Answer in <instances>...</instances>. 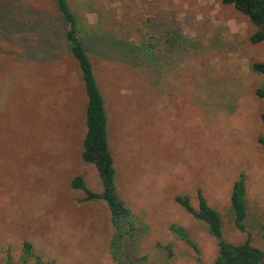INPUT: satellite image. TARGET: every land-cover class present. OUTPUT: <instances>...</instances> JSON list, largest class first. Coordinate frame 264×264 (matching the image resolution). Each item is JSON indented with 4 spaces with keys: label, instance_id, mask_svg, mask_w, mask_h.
Returning <instances> with one entry per match:
<instances>
[{
    "label": "rangeland",
    "instance_id": "1",
    "mask_svg": "<svg viewBox=\"0 0 264 264\" xmlns=\"http://www.w3.org/2000/svg\"><path fill=\"white\" fill-rule=\"evenodd\" d=\"M109 116L119 191L135 225L116 246L143 264L212 263L207 224L176 201L202 189L224 237L264 248V41L222 0H68ZM87 92L55 0H0V264H120L104 200H83ZM246 174V230L231 192ZM182 227L196 243L172 229ZM25 241L33 254L26 253ZM196 248V249H195ZM125 259V256H123Z\"/></svg>",
    "mask_w": 264,
    "mask_h": 264
},
{
    "label": "trees",
    "instance_id": "2",
    "mask_svg": "<svg viewBox=\"0 0 264 264\" xmlns=\"http://www.w3.org/2000/svg\"><path fill=\"white\" fill-rule=\"evenodd\" d=\"M55 1L64 19L65 37L71 52L79 63L88 97L86 109L87 131L83 141L82 158L85 162L93 163L96 166L103 188L101 191L90 189L81 174L76 175L72 179L71 185L84 191L83 200L100 199L107 203L111 212V220L116 230L111 245L115 259L121 261L120 264H143L140 261L126 257L128 255H125V252L123 255L125 259H123V256L119 255L122 252L118 253V249H116L120 239L130 233V229L135 225V214L119 191L117 168L109 141V116L105 97L96 77L93 61L82 37L83 23L70 7L68 0ZM222 2L233 4L236 9L249 16L256 25L257 28L250 37L253 43L264 41V0H222ZM252 68L255 72L264 73V61L254 62ZM258 92L264 95L263 90ZM261 117L264 122V112ZM259 141L264 145V137H259ZM196 194L198 198L197 205L192 204L190 195L178 194L175 199L193 216L204 221L208 226L209 232L216 239L219 253L210 264H260L261 258L264 257V248L260 249L254 246L251 233H248L247 237L238 243L226 239L220 211L210 204L202 189H197ZM231 207L235 214L236 226L241 230H246L245 222L248 216V202L246 174L244 172H241L239 178L234 181L231 192ZM174 228L176 229L175 232L185 238L186 242L196 247V243L187 235L184 228L172 225L173 230ZM24 249L27 254L34 253L30 241H25ZM198 260L199 264H209L200 256ZM37 264L44 263L37 258ZM49 264L51 263L49 262Z\"/></svg>",
    "mask_w": 264,
    "mask_h": 264
},
{
    "label": "water",
    "instance_id": "3",
    "mask_svg": "<svg viewBox=\"0 0 264 264\" xmlns=\"http://www.w3.org/2000/svg\"><path fill=\"white\" fill-rule=\"evenodd\" d=\"M260 264H264V257L261 258Z\"/></svg>",
    "mask_w": 264,
    "mask_h": 264
}]
</instances>
